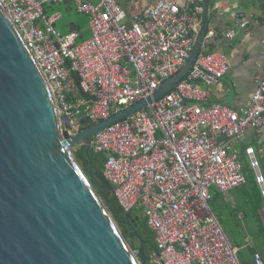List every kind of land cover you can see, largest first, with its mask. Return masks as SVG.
Instances as JSON below:
<instances>
[{
    "label": "built area",
    "instance_id": "built-area-1",
    "mask_svg": "<svg viewBox=\"0 0 264 264\" xmlns=\"http://www.w3.org/2000/svg\"><path fill=\"white\" fill-rule=\"evenodd\" d=\"M66 2L89 17L88 39L80 41L77 30L61 35L55 28L60 16H46L47 5ZM0 4L53 95L63 135L72 138L84 131L85 121L97 125L152 99L185 67L200 33L204 0H157L133 17L118 0ZM235 20L240 27L251 25L243 14ZM224 36L233 40L237 31ZM216 37L209 29L203 50ZM229 73L226 54L202 52L174 91L94 138L95 154L109 157L104 178L121 209L141 210L156 236L158 252L149 264H241L239 249L210 209L211 192L225 195L248 183L233 143L249 132L264 140V77L257 79L249 108L208 105L203 86H215ZM78 89L87 98L73 100ZM62 119L69 120V129ZM248 155L257 171L253 151ZM253 260L264 264L259 253Z\"/></svg>",
    "mask_w": 264,
    "mask_h": 264
},
{
    "label": "water",
    "instance_id": "water-1",
    "mask_svg": "<svg viewBox=\"0 0 264 264\" xmlns=\"http://www.w3.org/2000/svg\"><path fill=\"white\" fill-rule=\"evenodd\" d=\"M211 3L204 0L199 36L179 73L152 99L72 138L63 135L53 95L0 4V264H148L146 243L131 250L92 183L105 202L113 188L86 173L73 150L89 153L96 135L177 88L203 51Z\"/></svg>",
    "mask_w": 264,
    "mask_h": 264
},
{
    "label": "crops",
    "instance_id": "crops-1",
    "mask_svg": "<svg viewBox=\"0 0 264 264\" xmlns=\"http://www.w3.org/2000/svg\"><path fill=\"white\" fill-rule=\"evenodd\" d=\"M155 1L157 0H118L130 17L140 14ZM58 8L57 5H48L45 12L47 17L60 16L55 28L61 35L65 36L71 30H77L80 41L90 37L89 23L84 26L85 19H69L59 13ZM68 10L71 12L72 8L69 7ZM237 14L251 18V25L238 26L235 20ZM210 29L217 32V37L211 41L212 49L227 55L230 73L215 86H203L209 93L207 104L223 105L235 111L249 108L257 88V79L264 77V0H212ZM232 29L237 31V36L229 40L224 34ZM222 141L227 142L224 139ZM233 147L240 155L242 163L249 158L248 152L253 151L258 165L256 173L260 178L259 186L264 195V180L259 169L260 163L264 174V140L258 138L254 132H249L242 141L233 143ZM255 193L256 190L248 186V183L245 187L225 195L215 190L211 192L210 209L217 216L225 234L227 225L242 230V234L226 236L232 246L239 249V254L245 256L246 264H253L252 250L259 253L264 260V211L254 217L250 210L249 199ZM224 220L228 222L225 227ZM234 236L239 238L237 243ZM246 251L250 254V260L244 254Z\"/></svg>",
    "mask_w": 264,
    "mask_h": 264
},
{
    "label": "trees",
    "instance_id": "trees-1",
    "mask_svg": "<svg viewBox=\"0 0 264 264\" xmlns=\"http://www.w3.org/2000/svg\"><path fill=\"white\" fill-rule=\"evenodd\" d=\"M50 5H54V4H50ZM212 46L213 45L211 42L202 52L203 53L214 52ZM73 77L74 79H76L77 82V76L73 74ZM71 98L74 100V98H87V97L84 96L83 92H81V90L78 89L77 93L72 95ZM92 126L94 125H85L83 130L85 131ZM73 155L76 158L78 164L82 166V163H85L88 171H93L95 175H97L99 178L105 181L104 171L109 159L108 155L95 154L94 150H91L89 153H87L86 148L75 149V153ZM243 165H244V172L248 180V186L256 190L255 195H251L249 200L251 202L250 210L252 211L253 216L257 217L262 211H264V195L259 186L258 175L254 167L252 166L249 158H247L246 162H244ZM259 169L261 170V174L264 180V174L262 172L260 163H259ZM92 184L95 187V184L94 183ZM106 184L108 183L106 182ZM105 206L133 252L140 250L142 241L146 243L144 252L148 259V264H149V260L151 259L152 254L158 252V245H157L156 236L150 230L148 226V222L146 218L143 216V214H139L140 216L143 217V225L140 230L142 241L140 243L136 242V245L132 246L130 244V230H129V218L131 216V213L126 214L121 209L113 193L109 196L108 201L105 202ZM255 253L256 252L254 250L251 251L252 258L254 257ZM239 258L242 264H246L245 256L243 254H240ZM253 264H254V260H253Z\"/></svg>",
    "mask_w": 264,
    "mask_h": 264
},
{
    "label": "rangeland",
    "instance_id": "rangeland-1",
    "mask_svg": "<svg viewBox=\"0 0 264 264\" xmlns=\"http://www.w3.org/2000/svg\"><path fill=\"white\" fill-rule=\"evenodd\" d=\"M57 5V7H59L58 8V10H59V13H63V15L64 16H66L67 18H77V19H80V18H83V19H85V24H84V26H86L88 23H89V18H86L83 14H81V13H79V11H78V9H77V7H76V5H75V3H73V2H70L68 5H65L64 3L62 4V5H60V4H56ZM69 7H71L72 8V11L71 12H69V10H68V8ZM50 9V7H48V10ZM75 153V150H73V154ZM80 165V164H79ZM80 167L82 168V166L80 165ZM83 169V168H82ZM96 190V189H95ZM97 192V191H96ZM102 200H103V202H104V205H105V199H103L102 198ZM135 213H138V214H143L142 213V211L141 210H135ZM143 216H144V214H143ZM145 217V216H144ZM225 221V223L223 224L224 225V227H225V225H227V221L226 220H224ZM223 227V226H222ZM225 230H226V234L229 236V235H232V237H233V235H238V234H242V230L241 229H238L237 227H235L234 226V228H231V226H229V225H227V227L225 228ZM234 238H235V241H236V243H237V241H238V237L237 236H234ZM244 254L245 255H247V258H248V260H250L251 258H250V254H249V252H244Z\"/></svg>",
    "mask_w": 264,
    "mask_h": 264
},
{
    "label": "flooded vegetation",
    "instance_id": "flooded-vegetation-1",
    "mask_svg": "<svg viewBox=\"0 0 264 264\" xmlns=\"http://www.w3.org/2000/svg\"><path fill=\"white\" fill-rule=\"evenodd\" d=\"M82 168L86 173L89 172L85 163H82ZM95 189H96L97 193L99 194V196L101 198L105 199V195H102L99 192L97 187ZM137 219H139V220H137ZM142 225H143V217L140 216L138 213H135V211L132 212L131 216L129 218L130 244L132 246H135L136 242L140 243L142 241V238L140 235V230H141Z\"/></svg>",
    "mask_w": 264,
    "mask_h": 264
}]
</instances>
